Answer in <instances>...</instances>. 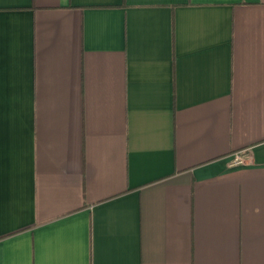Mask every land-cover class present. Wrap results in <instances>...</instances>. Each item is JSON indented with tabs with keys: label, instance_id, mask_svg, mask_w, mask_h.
<instances>
[{
	"label": "crops",
	"instance_id": "crops-1",
	"mask_svg": "<svg viewBox=\"0 0 264 264\" xmlns=\"http://www.w3.org/2000/svg\"><path fill=\"white\" fill-rule=\"evenodd\" d=\"M0 264H264V0H0Z\"/></svg>",
	"mask_w": 264,
	"mask_h": 264
},
{
	"label": "built area",
	"instance_id": "built-area-1",
	"mask_svg": "<svg viewBox=\"0 0 264 264\" xmlns=\"http://www.w3.org/2000/svg\"><path fill=\"white\" fill-rule=\"evenodd\" d=\"M235 159H236V161H240V160H242V157L241 156H237Z\"/></svg>",
	"mask_w": 264,
	"mask_h": 264
}]
</instances>
